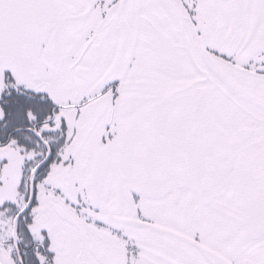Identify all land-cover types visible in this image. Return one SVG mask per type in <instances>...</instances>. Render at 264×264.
Wrapping results in <instances>:
<instances>
[{
	"label": "snow or ice",
	"instance_id": "obj_1",
	"mask_svg": "<svg viewBox=\"0 0 264 264\" xmlns=\"http://www.w3.org/2000/svg\"><path fill=\"white\" fill-rule=\"evenodd\" d=\"M0 264H264V0H0Z\"/></svg>",
	"mask_w": 264,
	"mask_h": 264
}]
</instances>
